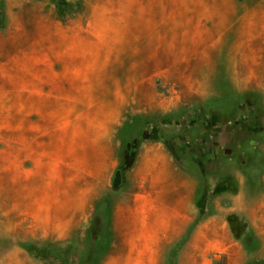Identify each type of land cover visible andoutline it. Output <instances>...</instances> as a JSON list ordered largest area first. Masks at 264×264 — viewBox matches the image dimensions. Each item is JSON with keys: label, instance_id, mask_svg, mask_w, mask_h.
Returning <instances> with one entry per match:
<instances>
[{"label": "rangeland", "instance_id": "374dc122", "mask_svg": "<svg viewBox=\"0 0 264 264\" xmlns=\"http://www.w3.org/2000/svg\"><path fill=\"white\" fill-rule=\"evenodd\" d=\"M6 2L0 264H105L91 208L111 201L116 170L138 150L127 153L128 126L163 108L192 157L194 215L232 218L233 241L252 251L245 264H264L243 208L264 201V0ZM79 206L88 224L66 234ZM237 252L219 264H238Z\"/></svg>", "mask_w": 264, "mask_h": 264}, {"label": "crops", "instance_id": "0c3cea01", "mask_svg": "<svg viewBox=\"0 0 264 264\" xmlns=\"http://www.w3.org/2000/svg\"><path fill=\"white\" fill-rule=\"evenodd\" d=\"M6 1L12 9V0ZM174 112L171 108H163L158 116L155 115L154 122L144 114V119L149 120L136 127L134 137L137 140L134 141L138 150L134 151L133 161L121 168L122 185L118 189L112 187L113 198L106 200L105 208L101 207V199L91 208L94 215L89 225L99 218L110 240L104 263L219 264L234 247L240 257L238 264H245V258L250 257L252 251L243 244V239L237 237L238 240L233 241L236 232L232 218L219 214L199 218L194 215L198 207V185L194 180L192 157L178 152ZM160 116H163L162 122ZM184 147L189 150L187 143ZM189 151L192 154L191 149ZM205 202L209 203L207 192L203 205ZM79 208L72 219L62 222L67 226L62 230L66 234L88 224L89 212ZM243 208H247L249 214L244 235L248 230L254 232L264 256V201L258 206L250 203ZM252 209L260 210L253 216L250 215ZM118 242L121 243L120 251H117Z\"/></svg>", "mask_w": 264, "mask_h": 264}, {"label": "trees", "instance_id": "16d2710c", "mask_svg": "<svg viewBox=\"0 0 264 264\" xmlns=\"http://www.w3.org/2000/svg\"><path fill=\"white\" fill-rule=\"evenodd\" d=\"M142 122H144V121H142V120H138V121H136V123H137L136 125H137V126L130 125V126H128V130L132 131L134 128L138 127ZM128 125H129V124H128ZM130 138H131V137H129V136L127 137V136H126V138H125V139H126L125 142L128 141V140H130ZM99 221H100V219H99V218H96V222H95L92 226H90L88 232H89V234L91 235V236H90L91 238H92L93 234H96V233H98L99 235L104 234V252H105L106 249H107L108 246H109L110 240L106 238V235H105V226H104V224L101 225V223H100ZM101 226H103L104 228L101 229Z\"/></svg>", "mask_w": 264, "mask_h": 264}, {"label": "water", "instance_id": "95a60500", "mask_svg": "<svg viewBox=\"0 0 264 264\" xmlns=\"http://www.w3.org/2000/svg\"><path fill=\"white\" fill-rule=\"evenodd\" d=\"M136 141H134L135 143ZM131 142H128V147L131 146ZM134 158H131L130 162L133 161ZM123 183V175H122V169L118 168L114 174V178H113V185L112 187L114 189H118Z\"/></svg>", "mask_w": 264, "mask_h": 264}, {"label": "flooded vegetation", "instance_id": "af4514ba", "mask_svg": "<svg viewBox=\"0 0 264 264\" xmlns=\"http://www.w3.org/2000/svg\"><path fill=\"white\" fill-rule=\"evenodd\" d=\"M129 142H131V141H129ZM133 142L134 141L131 142L132 144L129 147H128V143H126V150H127V153L129 155L135 151L136 143H133Z\"/></svg>", "mask_w": 264, "mask_h": 264}]
</instances>
